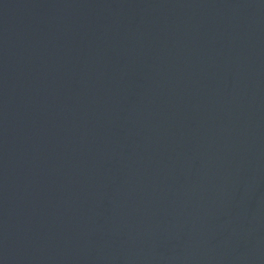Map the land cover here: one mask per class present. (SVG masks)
Segmentation results:
<instances>
[{
	"label": "water",
	"instance_id": "water-1",
	"mask_svg": "<svg viewBox=\"0 0 264 264\" xmlns=\"http://www.w3.org/2000/svg\"><path fill=\"white\" fill-rule=\"evenodd\" d=\"M0 264H264V0H0Z\"/></svg>",
	"mask_w": 264,
	"mask_h": 264
}]
</instances>
